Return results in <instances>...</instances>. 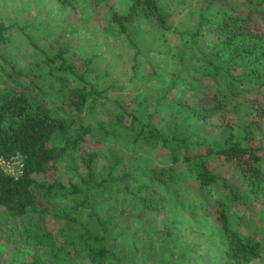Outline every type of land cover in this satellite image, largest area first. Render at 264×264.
<instances>
[{"label": "trees", "instance_id": "16d2710c", "mask_svg": "<svg viewBox=\"0 0 264 264\" xmlns=\"http://www.w3.org/2000/svg\"><path fill=\"white\" fill-rule=\"evenodd\" d=\"M56 1L75 7L82 0ZM129 1L125 12H109L135 50L129 80L142 53L135 41L142 30L131 26L150 23L178 43L143 60L157 82L167 68L162 88L128 103L107 95L124 85L92 75L90 58L79 71L66 45L52 55L34 46L39 55L23 66L0 53V161H21L17 175L0 166V247L7 240L31 248L24 264H135L137 242L126 236L119 190L141 206L140 216L164 208L166 193L176 199L185 192L217 226L225 262L250 264L264 255V228L263 236L242 230L233 207L260 204L264 218V0H193L194 9L185 8L194 15L191 28L172 23L185 0ZM9 28L0 22V45L10 42ZM107 100L116 106H108L110 118L85 122ZM208 126L222 127V136ZM119 140L131 153L142 146L165 150L166 164L116 174L119 154L111 149L109 168H97L99 145ZM86 141L92 150L77 154ZM102 156L107 161L108 151ZM60 162L70 173L66 180ZM137 173L145 179H135Z\"/></svg>", "mask_w": 264, "mask_h": 264}, {"label": "rangeland", "instance_id": "374dc122", "mask_svg": "<svg viewBox=\"0 0 264 264\" xmlns=\"http://www.w3.org/2000/svg\"><path fill=\"white\" fill-rule=\"evenodd\" d=\"M107 1V6L103 3L92 6L88 1L82 0L72 7L56 0H0V22L10 26L4 33L9 37L10 42L8 45H0V53H5L18 65L23 66L35 60L37 51L34 46L52 55L59 46L66 45L67 56L79 71L84 68V58H90L89 67L94 69L92 75L96 73L104 84L124 85L121 90H108L107 95L111 99L128 103L132 98L141 96L145 92L161 89L163 81L167 78V68L160 72L162 78L157 82L149 78L143 60L156 56L154 48L164 50L166 43H178V38L171 33L158 31L151 27L150 23L141 22L131 26V28L139 26L142 30L135 39L142 53L138 56L141 65L138 66L136 76L129 80L135 50L128 45L123 35L117 33L109 20V12L111 9L125 12L130 1ZM175 8L172 23L180 28L193 27L194 15L186 13L185 10V8L194 9L193 0H185ZM18 25L25 27L27 35L19 30ZM99 104L94 114L85 117V122L92 118L100 122L110 118L108 106L115 108V104L112 102L110 104L108 100L104 105ZM165 115L160 114L158 118L161 119ZM159 122L163 123L164 120ZM222 130V127L215 126L206 128L208 133L218 134L220 137ZM58 142L59 138L55 137L54 143ZM92 148V142L86 141L83 148L76 152L78 154ZM98 148L101 154L95 159L97 168H109L108 160L112 158L111 149L119 154V162L114 170L116 174L138 164L162 166L167 161L165 150L142 146L137 150L138 152L131 153L132 149L123 140L106 142ZM105 150L108 151L107 161L102 156ZM0 166L7 173L17 175L20 172L21 161L18 159L10 162L0 161ZM58 170L63 172L64 180L70 176V173H64L63 162L58 164ZM226 170L223 171L225 174ZM135 179L142 181L145 178L137 173ZM130 184L135 186L136 182ZM119 191V205L124 208L125 214L126 236L135 238L137 242L135 264H158L160 260L169 261L168 264H227L217 246L220 240L217 226L195 207L192 196L182 192L181 196L175 199L173 194L166 193L168 201L164 208L151 213H142L143 215L140 216L141 206L133 202L128 193H124L121 189ZM196 191L201 194V191ZM142 192V194L147 193L145 190ZM158 192L164 193L163 188H159ZM109 211L113 212V210ZM233 212L237 215L236 220L240 222L242 230L263 236L264 218L260 213V204H255L250 209L237 205L233 207ZM0 251V264H24L33 250L25 247L14 248L5 240ZM250 264H264V255Z\"/></svg>", "mask_w": 264, "mask_h": 264}]
</instances>
